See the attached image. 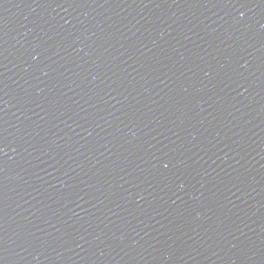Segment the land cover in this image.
<instances>
[{"label": "water", "instance_id": "water-1", "mask_svg": "<svg viewBox=\"0 0 264 264\" xmlns=\"http://www.w3.org/2000/svg\"><path fill=\"white\" fill-rule=\"evenodd\" d=\"M0 264H264V0H0Z\"/></svg>", "mask_w": 264, "mask_h": 264}, {"label": "clouds", "instance_id": "clouds-1", "mask_svg": "<svg viewBox=\"0 0 264 264\" xmlns=\"http://www.w3.org/2000/svg\"><path fill=\"white\" fill-rule=\"evenodd\" d=\"M241 15H243V14L241 13Z\"/></svg>", "mask_w": 264, "mask_h": 264}]
</instances>
